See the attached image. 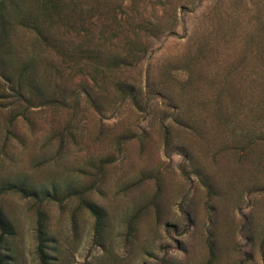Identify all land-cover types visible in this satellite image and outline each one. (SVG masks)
<instances>
[{
	"label": "rangeland",
	"instance_id": "rangeland-1",
	"mask_svg": "<svg viewBox=\"0 0 264 264\" xmlns=\"http://www.w3.org/2000/svg\"><path fill=\"white\" fill-rule=\"evenodd\" d=\"M0 214L10 264H264V0H0Z\"/></svg>",
	"mask_w": 264,
	"mask_h": 264
},
{
	"label": "trees",
	"instance_id": "trees-1",
	"mask_svg": "<svg viewBox=\"0 0 264 264\" xmlns=\"http://www.w3.org/2000/svg\"><path fill=\"white\" fill-rule=\"evenodd\" d=\"M90 209H92L93 211V214L95 215L96 217V224L98 227H101V224H102V217H101V214L100 212L93 208V207H90ZM0 229L2 231L1 233V236H0V246L2 245L3 241H4V238H5V234H7V232L9 231V228L7 227V225L5 224V222L3 221L2 217H1V214H0ZM38 239H39V246H38V253L42 259V263H46L44 260H43V257H44V251H43V247H44V243H43V232L42 230L40 229L38 231ZM0 264H10L9 263V259L6 257V258H2L0 256Z\"/></svg>",
	"mask_w": 264,
	"mask_h": 264
}]
</instances>
